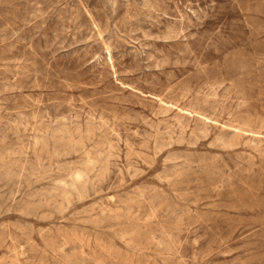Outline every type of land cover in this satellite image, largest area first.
Masks as SVG:
<instances>
[{"label": "rangeland", "instance_id": "obj_1", "mask_svg": "<svg viewBox=\"0 0 264 264\" xmlns=\"http://www.w3.org/2000/svg\"><path fill=\"white\" fill-rule=\"evenodd\" d=\"M0 264H264V0H0Z\"/></svg>", "mask_w": 264, "mask_h": 264}, {"label": "bare ground", "instance_id": "obj_2", "mask_svg": "<svg viewBox=\"0 0 264 264\" xmlns=\"http://www.w3.org/2000/svg\"><path fill=\"white\" fill-rule=\"evenodd\" d=\"M176 1V0H175Z\"/></svg>", "mask_w": 264, "mask_h": 264}]
</instances>
